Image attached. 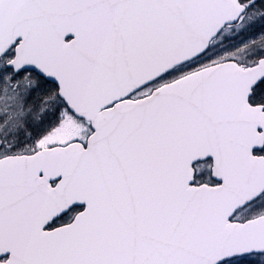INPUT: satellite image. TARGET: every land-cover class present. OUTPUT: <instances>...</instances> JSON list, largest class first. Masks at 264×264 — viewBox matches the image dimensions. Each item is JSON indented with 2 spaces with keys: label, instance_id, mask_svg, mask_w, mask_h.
I'll list each match as a JSON object with an SVG mask.
<instances>
[{
  "label": "snow or ice",
  "instance_id": "1",
  "mask_svg": "<svg viewBox=\"0 0 264 264\" xmlns=\"http://www.w3.org/2000/svg\"><path fill=\"white\" fill-rule=\"evenodd\" d=\"M0 264H264V0H0Z\"/></svg>",
  "mask_w": 264,
  "mask_h": 264
}]
</instances>
